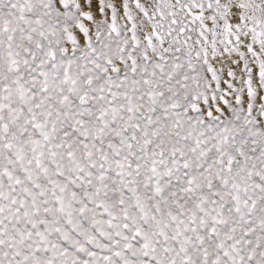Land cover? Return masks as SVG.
Here are the masks:
<instances>
[{"label":"snow or ice","instance_id":"snow-or-ice-1","mask_svg":"<svg viewBox=\"0 0 264 264\" xmlns=\"http://www.w3.org/2000/svg\"><path fill=\"white\" fill-rule=\"evenodd\" d=\"M0 264H264V0H0Z\"/></svg>","mask_w":264,"mask_h":264}]
</instances>
